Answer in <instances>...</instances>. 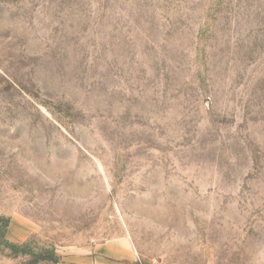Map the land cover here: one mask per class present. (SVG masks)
Instances as JSON below:
<instances>
[{"label":"rangeland","instance_id":"rangeland-1","mask_svg":"<svg viewBox=\"0 0 264 264\" xmlns=\"http://www.w3.org/2000/svg\"><path fill=\"white\" fill-rule=\"evenodd\" d=\"M123 240L264 264V0H0V264Z\"/></svg>","mask_w":264,"mask_h":264},{"label":"crops","instance_id":"crops-1","mask_svg":"<svg viewBox=\"0 0 264 264\" xmlns=\"http://www.w3.org/2000/svg\"><path fill=\"white\" fill-rule=\"evenodd\" d=\"M89 257L80 264H108L110 261L128 260L133 258L130 244L126 241L119 243H104L94 247Z\"/></svg>","mask_w":264,"mask_h":264},{"label":"trees","instance_id":"trees-1","mask_svg":"<svg viewBox=\"0 0 264 264\" xmlns=\"http://www.w3.org/2000/svg\"><path fill=\"white\" fill-rule=\"evenodd\" d=\"M56 262V261H55Z\"/></svg>","mask_w":264,"mask_h":264}]
</instances>
